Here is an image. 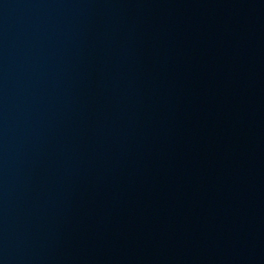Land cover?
Wrapping results in <instances>:
<instances>
[{"label": "water", "instance_id": "water-1", "mask_svg": "<svg viewBox=\"0 0 264 264\" xmlns=\"http://www.w3.org/2000/svg\"><path fill=\"white\" fill-rule=\"evenodd\" d=\"M122 264H264V0H242L194 128Z\"/></svg>", "mask_w": 264, "mask_h": 264}]
</instances>
